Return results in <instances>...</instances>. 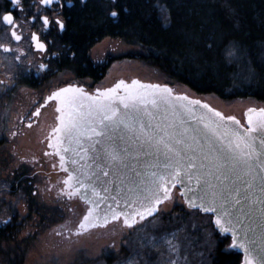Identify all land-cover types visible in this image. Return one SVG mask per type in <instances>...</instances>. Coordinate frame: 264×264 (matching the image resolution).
I'll return each instance as SVG.
<instances>
[{
	"label": "snow or ice",
	"instance_id": "obj_1",
	"mask_svg": "<svg viewBox=\"0 0 264 264\" xmlns=\"http://www.w3.org/2000/svg\"><path fill=\"white\" fill-rule=\"evenodd\" d=\"M67 2L71 7L72 0H67ZM81 3H84V0H81ZM7 4L9 5L7 7L0 6V22L8 26L5 28L6 34L10 33L16 41L22 39V32L18 34L16 31L22 23L28 24L29 27L33 26V22L41 24V33L33 31L30 37L38 51H48V43L41 39L43 32L50 29H56L59 32L66 30V22L62 18L64 4L61 0H38V2L32 0L27 9L24 7V0H7ZM111 4L115 6L116 0H111ZM33 7L35 11L30 17H27L28 10ZM12 8L24 13L27 18L20 21L11 10ZM109 15L117 17L119 12L110 10ZM206 47L211 48L212 44L206 42ZM0 48L11 51L4 44H0ZM235 51L234 47L230 48L228 56L235 55ZM47 67L45 64L39 66L40 69ZM149 89L153 91L149 92ZM120 90H123V94ZM156 91H162L169 96L171 94V89L167 87L161 89L160 85H145L138 80H133L129 85L124 80H120L111 88L102 91L98 89L96 95H89L82 88L69 85L52 92L47 97V100L57 102L55 111L59 113L56 117L59 123L51 130L48 146L54 149L55 154L59 156L61 168L67 172L63 184L66 189H71L66 193L70 198L80 192L81 188H91L93 196L99 195L94 185L84 183L78 170L69 171L65 167L66 156L63 153L72 152L75 155L84 153L81 159L87 157L89 149L83 147L82 138H87L93 151L96 152V155L91 158L99 169V175L92 174L96 176L97 180L101 176L109 177L108 165H124L125 156L129 154L128 148L118 150L112 144L100 150L95 148V145L100 144L101 141L93 140V137L107 138L111 141V134L114 131L133 133L134 135L130 139L139 142L140 148L147 146L150 149H155L156 152L162 151L166 161L163 165L164 173H152L155 179L151 182L152 186L146 189L147 194L137 193L134 198L125 200V210H117L119 201L114 196L112 199L116 201L117 208L109 206L101 217L99 204L88 196L87 191L83 193L81 199L93 206L87 208L83 214L77 234L79 235L81 230L87 231L89 228L101 224L106 225L109 219L119 221L121 217H123V224L132 228L138 222L137 217L142 221L146 216H152L160 210L161 204L172 199L171 188L175 187L177 183L183 182L181 177L183 172L189 182L195 179L200 188V194L197 196V199L200 200L199 205L191 199L186 202L191 208H199L205 213L215 214V224L221 232H232L233 234L232 243L228 247L244 248L245 264H252L248 258V247L243 242H238L235 237L236 226L242 223V217L251 212V205L264 204V199L254 196V181L257 179L260 182L259 191L264 196V175H261L264 173V108H249L247 110V127H243L235 116H225L219 111L210 109L218 119L200 117V122L220 142V147H216L215 142L210 140L207 150H205V146L200 143L197 134H195L196 130L183 127L182 120L177 124L178 113L175 108L172 109L173 119L170 122L164 125L156 123L153 127L152 121L155 116L148 110L147 105L151 104L154 108H158L160 104L168 103V98L156 95ZM177 99L187 100L188 98L177 97ZM189 103L199 104L200 102L190 101ZM141 105L144 107L142 108ZM204 107L207 108L208 105H204ZM185 111L190 112L191 109L186 107ZM39 114L40 109L38 108L33 115L39 116ZM145 117H148L147 123H145ZM165 119L167 120V116ZM225 121H231L240 126L243 131L229 128L224 123ZM120 139L123 137L121 136ZM65 141H67V146H65ZM257 141H259V147ZM73 143L76 147L72 146ZM197 151L200 153L199 157ZM45 155H50V153H45ZM198 160L199 162H197ZM71 163L76 164L77 161L72 160ZM53 166L55 167V165ZM193 169L196 171L193 172ZM241 173L251 177L246 182L244 194L241 193L239 187L235 186ZM232 176L235 179H231ZM213 180L216 183H213ZM108 182L110 183V181ZM104 191L107 192L108 189L105 188ZM181 195L184 193L182 192ZM244 202H247L249 212H245ZM260 211L264 217V208ZM150 243L153 249L158 250L155 238ZM164 243L168 245L171 252L179 250L178 245L173 244L170 239H165ZM144 264H148V262L144 261ZM168 264H178V262L169 259Z\"/></svg>",
	"mask_w": 264,
	"mask_h": 264
},
{
	"label": "flooded vegetation",
	"instance_id": "obj_2",
	"mask_svg": "<svg viewBox=\"0 0 264 264\" xmlns=\"http://www.w3.org/2000/svg\"><path fill=\"white\" fill-rule=\"evenodd\" d=\"M125 1L116 0L113 6L111 0H84V3L72 0L69 7L67 0H61L66 30L50 29L41 34V39L48 43L46 52L38 51L30 38L33 31L41 33L40 23L33 22L31 27L22 23L16 29L18 34L22 32V39L16 41L10 33L6 34L8 26L0 22V44L11 49L0 48V264H20L22 251L27 250L41 232L54 226L51 223L55 218L63 220L62 208L53 203L54 177L65 193L64 199L70 198L66 193L71 189L63 184L67 172L61 168L54 149L48 146L51 130L59 123L56 119L59 113L55 111L57 102L47 97L69 85L82 88L90 95L97 89L104 90L98 83L115 59L111 55L102 59L91 54L96 44L106 38L113 39L110 37L85 49L81 60L73 55L69 20L87 6L98 16L116 20L118 16L111 17L109 11L124 10ZM30 3L32 0H24V7L27 9ZM0 6H9L7 0H0ZM11 10L24 21L35 8L28 10L27 17L15 8ZM125 56L122 58H127L128 54ZM41 64L48 67L40 69ZM87 65L95 70L92 77L77 73L78 68ZM101 70H105L104 75L96 79ZM38 108L39 116L33 115ZM63 154L65 167L70 171L68 153Z\"/></svg>",
	"mask_w": 264,
	"mask_h": 264
},
{
	"label": "trees",
	"instance_id": "obj_3",
	"mask_svg": "<svg viewBox=\"0 0 264 264\" xmlns=\"http://www.w3.org/2000/svg\"><path fill=\"white\" fill-rule=\"evenodd\" d=\"M69 24L70 49L80 60L85 49L110 37L137 47L128 59L152 66L196 94L264 103V0H126L116 20L98 16L87 6ZM233 47L235 55L229 57ZM77 73L92 77L95 70L87 65ZM205 216L211 224V216ZM59 221L55 218L51 224ZM221 241L211 264H240V253L223 250L230 237ZM23 251L20 264H25ZM106 261L112 263L114 257Z\"/></svg>",
	"mask_w": 264,
	"mask_h": 264
},
{
	"label": "rangeland",
	"instance_id": "obj_4",
	"mask_svg": "<svg viewBox=\"0 0 264 264\" xmlns=\"http://www.w3.org/2000/svg\"><path fill=\"white\" fill-rule=\"evenodd\" d=\"M161 15L166 17L164 10ZM137 51V47L118 39L106 38L96 44L91 50L93 56L106 59L111 55L115 58L98 87L109 88L116 80L164 84L175 93L199 99L225 116H235L242 123L249 108H264V103L254 98L224 101L212 94H196L142 61L122 58ZM53 184V203L62 208L63 220L41 232L23 251L25 264H144V261L168 264L169 259L178 264H211L214 250L222 242L223 236L213 228L208 217L186 208L177 188L171 193L172 199L161 204L155 215L142 221L137 218L138 222L132 228L126 227L120 219L87 231L81 230L78 235V224L86 212V205L76 195L65 200L56 177ZM153 238L158 250L151 247ZM165 239L172 240L179 250L171 252L164 243ZM229 245L223 250L228 252ZM109 256L114 257L112 263L106 261Z\"/></svg>",
	"mask_w": 264,
	"mask_h": 264
},
{
	"label": "water",
	"instance_id": "obj_5",
	"mask_svg": "<svg viewBox=\"0 0 264 264\" xmlns=\"http://www.w3.org/2000/svg\"><path fill=\"white\" fill-rule=\"evenodd\" d=\"M118 80L116 83H118ZM132 82V81H131ZM131 82H125L126 84L131 85ZM115 83V84H116ZM145 85H160L161 89L167 87L171 89L170 96L167 93H163L162 91H156V95H163L168 98L167 104H160L158 108H154L151 104L147 105V108L150 112H152L155 116V119L152 121L153 127L156 123H160L164 125L170 122L173 117L171 116L172 109L175 108L178 113L177 124L179 121H183V127L196 130L198 139L200 143L205 146V150H207L208 142L211 140L215 142L216 147H220V142L216 140V138L204 128L203 123L200 122V117H204L205 119H218L214 116V113L210 111L213 109L205 102L188 97L184 94L175 93L174 90L164 84H156V83H143ZM114 84V85H115ZM113 85V86H114ZM98 90V89H97ZM97 90L94 91V95L97 94ZM102 91V90H101ZM149 92L153 90L149 89ZM121 94H123V90H120ZM90 95V94H89ZM177 97H187V100L177 99ZM190 101H199V104H190ZM204 105H208L207 108ZM143 108L144 105H141ZM190 108L191 111H185V108ZM215 110V109H214ZM217 111V110H215ZM247 111L244 113V122H241L243 127H247ZM167 116V120L165 117ZM145 123L148 122V117H145ZM229 128L243 131L240 126L233 124L231 121L224 122ZM112 140L109 141L107 138L101 139L100 137H93V140H100V144L95 145L97 150L102 149L103 147L112 144L118 150L128 148L129 154L125 156L124 165H108V169H110L109 177L101 176L99 180L96 179V176H93V173L99 175V169L96 167V163L91 158L96 155V152L93 151L90 146V142L87 138H82L83 147L88 148L87 157L81 159L84 156V153H80V155H75L72 152H68L69 161H70V171H79L81 179L84 180L85 184L94 185L96 187L98 196H93L91 192V188L84 189L81 188L80 192L76 194L79 200L87 205V208L92 207L93 205L87 204L85 200L81 199V195L87 191L89 197L94 199L99 204V215L102 217L104 215L105 210L111 206L116 209L117 204L116 201L112 199V197H116V200L119 201V208L117 210H125L126 204L125 200H129L130 198H134L135 194L142 193L147 194L146 189L152 186L151 182L155 179L152 176L153 172L158 174L164 173L165 169L163 167L165 161V157L163 152H156L155 149H150L147 146L144 148H140L139 142L134 139H130L134 134L127 131H114L112 134ZM255 135V134H254ZM123 139H120V137ZM65 146H67V141H65ZM76 147L75 143L72 145ZM257 146L259 147V141H257ZM102 154V153H101ZM200 153L197 151V156L199 157ZM76 160V164H72L71 161ZM199 162V160L197 161ZM207 163V161H205ZM193 172L196 170L193 169ZM259 172V169H257ZM261 175H264L262 173ZM90 177V178H89ZM181 177L183 182L177 183L175 187L171 188V193L173 189L177 188L179 191V195L181 196L185 206L189 210H197L203 215L211 216V223L213 228L222 236H229L231 243L233 240L232 232H221L220 228L215 224V214L213 213H205L201 211L199 208H191L189 204L186 202L191 199L194 200L197 205H199L200 200L197 199V196L200 194V188L196 184L195 179L191 182L181 173ZM231 179H235L234 176L230 177ZM250 176H244L242 173L240 174V179L236 180V187L241 189V193L244 194L246 190V182L250 180ZM110 181V183L108 182ZM213 183H216L213 180ZM260 182L259 179L254 181V196L261 197L264 199V196L259 191ZM107 188L108 191L105 192L104 189ZM184 195H181V193ZM245 203V212H249V206L247 202ZM264 208V204L255 203L251 205V212L247 216L242 217V223L236 226V240L238 242H243L249 249L248 258L252 261V264H264V217L261 215V209ZM157 213V212H156ZM154 213L153 215H155ZM152 215V216H153ZM151 216H146L145 219L150 218ZM123 218V217H121ZM138 218V217H137ZM82 219V218H81ZM139 219V218H138ZM81 221V220H80ZM112 220L109 219V222ZM103 226V224L99 225ZM79 227V224H78ZM94 228V227H93ZM92 229V228H89ZM230 243V244H231ZM230 250L238 252L241 254V262L240 264H245V251L244 248L241 247H229Z\"/></svg>",
	"mask_w": 264,
	"mask_h": 264
},
{
	"label": "bare ground",
	"instance_id": "obj_6",
	"mask_svg": "<svg viewBox=\"0 0 264 264\" xmlns=\"http://www.w3.org/2000/svg\"><path fill=\"white\" fill-rule=\"evenodd\" d=\"M125 1V0H124ZM133 3V2H132ZM125 5V4H124ZM124 8V7H123ZM129 9V8H128ZM124 12V11H123ZM162 18V17H161ZM161 20H163V19H161ZM124 22V21H123ZM121 32V31H120ZM102 36V35H101Z\"/></svg>",
	"mask_w": 264,
	"mask_h": 264
}]
</instances>
